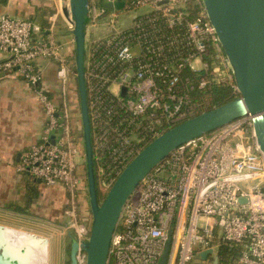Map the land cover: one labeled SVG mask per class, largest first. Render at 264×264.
<instances>
[{
	"label": "built area",
	"instance_id": "built-area-1",
	"mask_svg": "<svg viewBox=\"0 0 264 264\" xmlns=\"http://www.w3.org/2000/svg\"><path fill=\"white\" fill-rule=\"evenodd\" d=\"M119 1L89 0L87 15L88 104L97 173L107 188L143 142L214 108L212 89L233 80L202 0L103 5ZM122 10L136 11L125 28L118 27ZM0 51L8 54L1 68L35 88L47 115L40 141L22 153L17 170L71 192L69 213L86 240L90 226L76 218L85 191L83 142L69 112L45 90L38 61L56 59L65 87L75 71L61 44L30 19L0 14ZM170 240L168 264H187L222 241L244 244L238 264H264V159L248 116L178 147L142 179L123 208L108 264H159ZM77 258L86 264L82 250Z\"/></svg>",
	"mask_w": 264,
	"mask_h": 264
},
{
	"label": "water",
	"instance_id": "water-1",
	"mask_svg": "<svg viewBox=\"0 0 264 264\" xmlns=\"http://www.w3.org/2000/svg\"><path fill=\"white\" fill-rule=\"evenodd\" d=\"M227 56L239 96L221 106L181 122L164 131L123 168L101 201L86 84V41L89 0H63L62 14L72 27L75 67L83 129L88 200L92 221L86 240L74 245L72 264H78L77 250L86 264H108L113 233L123 208L138 184L178 147L248 116L253 124L258 152L264 159V0H202ZM109 10L122 9L124 1L104 3ZM41 181V180H39ZM241 201H246L241 198ZM39 242H42L40 239ZM171 240L159 262L168 264ZM30 247L7 240L0 224V264H25ZM213 253H200L205 258ZM218 261V257L216 258Z\"/></svg>",
	"mask_w": 264,
	"mask_h": 264
},
{
	"label": "crops",
	"instance_id": "crops-1",
	"mask_svg": "<svg viewBox=\"0 0 264 264\" xmlns=\"http://www.w3.org/2000/svg\"><path fill=\"white\" fill-rule=\"evenodd\" d=\"M0 14L40 24L45 35L61 44L70 68H74L72 29L59 10L58 0H0ZM7 58L8 54L0 51V224L8 229L25 230L42 242L46 241V264H72V247L83 240L74 227L75 217L69 213L73 208L71 192L64 186H48L17 170L22 153L40 141L47 115L35 88L18 73L1 68ZM38 64L45 90L62 111L69 112L70 119L74 120L73 130L80 136L82 120L74 87L75 73H71L65 87L58 78L56 59H40ZM84 199L85 191H81L76 212H80L79 222L83 220L88 224L89 200L84 202ZM80 251L79 247L77 257ZM218 251L219 247L205 258L199 253V264H218Z\"/></svg>",
	"mask_w": 264,
	"mask_h": 264
},
{
	"label": "trees",
	"instance_id": "trees-1",
	"mask_svg": "<svg viewBox=\"0 0 264 264\" xmlns=\"http://www.w3.org/2000/svg\"><path fill=\"white\" fill-rule=\"evenodd\" d=\"M98 1L102 2L103 0H98ZM73 69L76 72L75 66ZM231 83L235 84L234 77H233L232 82L225 81L221 85H217L212 89L214 108L221 106L223 104H226V103L234 100L235 98H237L240 95L239 92L234 89V87ZM77 93H78V88H77ZM170 128L171 127H169V129ZM154 139H155L154 137H150L145 142H143L139 148V152ZM96 166H97V164H96ZM117 176L118 175H113L112 183L114 182V180L116 179ZM106 194L107 193L104 192L103 198L100 199L101 201L105 198ZM244 250H245L244 244L230 243V242L222 241L219 245V251H218L219 261H218V264H238V260H239V258L242 255Z\"/></svg>",
	"mask_w": 264,
	"mask_h": 264
},
{
	"label": "rangeland",
	"instance_id": "rangeland-1",
	"mask_svg": "<svg viewBox=\"0 0 264 264\" xmlns=\"http://www.w3.org/2000/svg\"><path fill=\"white\" fill-rule=\"evenodd\" d=\"M135 13H136V11H126V10H122L121 12H119V15H118V18H117L118 19V27L119 28H125V27L131 25L132 24V21H133L132 18H133V16H134ZM109 15H110V12L106 15L107 19H109ZM104 35H105L104 32H101V33L98 34L99 37L104 36ZM72 64L75 65V57H73V59H72ZM230 72L232 73L231 69H230ZM74 87L76 88V94H77L76 95V98H77V100L79 102V97H78V93H77V78H76V73H75V76H74ZM79 106H80V103L78 104V109L80 110V107ZM73 121L74 120L71 119L72 126L74 124ZM79 134H80L79 138L83 142L82 122L80 123ZM78 163L84 166L83 167V169H84L83 176H85V178H84L85 179V195H86V200H88V189H87L88 188V184H87V178H86L87 173H86V166H85L84 156L78 159ZM98 188H99L100 198H103L104 192L107 193L108 190H109V188H110V187L109 188L106 187V185L104 184L103 180L100 178V175L98 177ZM86 200L84 199V202H86ZM87 203H88V201H87ZM86 209H87V212L86 213H87V216L89 218L88 219V225L90 226L91 225V221H92V215H91V212H90L89 203H88V206L86 207ZM79 213L80 212H78V211L76 212L77 219H80L79 218L80 217V214ZM202 222H203V220H200V223H202ZM17 230L20 231L21 229H17ZM21 231H25V230H21ZM74 250H75V247L73 246L72 247V252ZM44 252L45 251H43L42 253H44ZM45 254H47V253H45ZM47 262H48V260L47 259L45 260L43 258V263L42 264H46ZM187 264H199L198 257L196 256L193 261H191V262H189Z\"/></svg>",
	"mask_w": 264,
	"mask_h": 264
},
{
	"label": "bare ground",
	"instance_id": "bare-ground-1",
	"mask_svg": "<svg viewBox=\"0 0 264 264\" xmlns=\"http://www.w3.org/2000/svg\"><path fill=\"white\" fill-rule=\"evenodd\" d=\"M30 233V232H29ZM39 234V233H38ZM5 236L13 245L30 247L29 259H25V264H41L43 258L48 260V247L46 241L39 242L38 238L24 231L5 228ZM41 239V238H40ZM45 251L44 253H42ZM47 253V254H45Z\"/></svg>",
	"mask_w": 264,
	"mask_h": 264
}]
</instances>
